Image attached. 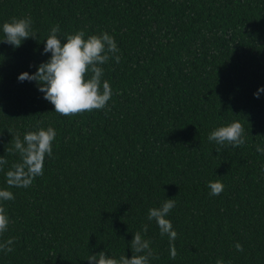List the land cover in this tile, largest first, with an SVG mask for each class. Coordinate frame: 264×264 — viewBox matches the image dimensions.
<instances>
[{"label":"trees","instance_id":"obj_1","mask_svg":"<svg viewBox=\"0 0 264 264\" xmlns=\"http://www.w3.org/2000/svg\"><path fill=\"white\" fill-rule=\"evenodd\" d=\"M24 17L36 39L0 43V189L15 196L0 237L15 238L14 250L0 251V264L131 258L145 224L159 257L150 264H264V91L254 97L264 88V0H0V41L2 25ZM56 24L62 40L80 30L114 37L120 62L103 65L113 91L105 109L62 116L36 82L18 80L50 59L42 53ZM237 121L243 146L208 140ZM49 126L57 136L44 175L9 188L13 137ZM217 179L225 189L212 196ZM165 199L176 201L174 260L147 219Z\"/></svg>","mask_w":264,"mask_h":264},{"label":"clouds","instance_id":"obj_2","mask_svg":"<svg viewBox=\"0 0 264 264\" xmlns=\"http://www.w3.org/2000/svg\"><path fill=\"white\" fill-rule=\"evenodd\" d=\"M3 41L19 48L22 42L28 39H36L31 17L12 18L10 22L2 25ZM60 26L56 24L50 29L42 54L51 53L50 59L41 63L34 74L24 72L19 75L20 82H36L38 90L44 93V99L49 101L55 109V113L71 117L93 110L105 109L113 96L109 81L104 79L103 65L114 59L120 62L119 48L114 37L107 32L100 35H89L85 38L83 30L67 35L65 40L59 38ZM63 41V43H62ZM31 67V65H30ZM254 93L259 98L260 92ZM57 136L56 130L49 126L37 131H28L23 139L17 134L12 139L13 151L19 154V162L13 163L11 169L6 172V183L9 188H29L36 177L44 175V162L46 157L52 156V144ZM208 140L215 141L222 147H241L246 142L245 129L240 122H232L227 126L214 129L208 136ZM195 150V149H194ZM257 151L264 154V149L257 146ZM8 163L5 157H0V171ZM210 195L219 196L225 189L224 184L217 179L209 182ZM15 199L13 192L0 189V237L8 231L11 220L7 214L4 202ZM175 199H165L160 207L148 210V221H155L161 237L167 235L169 240L170 258L178 255L175 240L178 233L173 230L172 222L167 218L175 207ZM148 225L142 226L135 232L130 247L132 256L128 258L121 255L119 258L109 256L106 252L88 256V264H150V261L159 259L151 247L152 241L145 238ZM15 238H9L0 242V251L11 253ZM239 252H243V246L235 245ZM216 264H225L223 258Z\"/></svg>","mask_w":264,"mask_h":264}]
</instances>
